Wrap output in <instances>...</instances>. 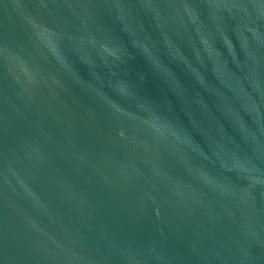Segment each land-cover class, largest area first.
<instances>
[{"label": "water", "instance_id": "water-1", "mask_svg": "<svg viewBox=\"0 0 264 264\" xmlns=\"http://www.w3.org/2000/svg\"><path fill=\"white\" fill-rule=\"evenodd\" d=\"M0 264H264V0H0Z\"/></svg>", "mask_w": 264, "mask_h": 264}]
</instances>
